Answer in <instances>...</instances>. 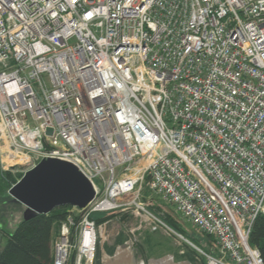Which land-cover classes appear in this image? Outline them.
<instances>
[{"label": "built area", "instance_id": "built-area-1", "mask_svg": "<svg viewBox=\"0 0 264 264\" xmlns=\"http://www.w3.org/2000/svg\"><path fill=\"white\" fill-rule=\"evenodd\" d=\"M1 143L92 185L53 264L93 263L96 213L186 241L200 264H264L249 243L264 215V0H0ZM144 185L213 246L172 229Z\"/></svg>", "mask_w": 264, "mask_h": 264}, {"label": "rangeland", "instance_id": "rangeland-1", "mask_svg": "<svg viewBox=\"0 0 264 264\" xmlns=\"http://www.w3.org/2000/svg\"><path fill=\"white\" fill-rule=\"evenodd\" d=\"M10 151L7 150L4 147V144H0V170L8 172L11 175L12 182H16L17 180L20 179V177L29 169V166L27 163H25V157L23 154H13L12 158L11 156L8 155ZM11 153V152H10ZM7 157V158H5ZM3 158H5V161H3ZM9 159H13V163H10L11 161ZM10 165V166H9ZM11 182V183H12ZM6 184L4 183V191L6 190V197L5 200L11 199L9 196L7 189H6ZM3 188V187H2ZM142 195H143V201L148 204V207L155 211L157 214L161 213L163 219L168 223V225L176 230L180 231L181 234H183L186 238L190 239V241L193 243H196L197 245L201 246L204 249H207V247H210L212 245V242L209 237H206L189 222L183 221L178 214L167 204H165L161 199L156 197L153 193H151L148 188L144 185L143 190H142ZM0 199V204L2 203ZM12 208V207H10ZM71 209H68V211ZM75 214V213H74ZM102 216L103 214L101 213H96L94 214L95 217L97 216ZM121 214L117 213H112L110 215H107L106 218H112L118 217L120 219ZM116 219L112 220L110 224V229L111 231L108 234H114V232H118L119 234H124L125 236L122 237V243L128 244V247H131L132 253L133 254H128V263L127 264H138L140 262H143L144 264H151L152 261H148V258L144 254H148V251H152V255L155 259H157V256H160L162 254H157L162 252L163 255L165 253H169L171 251H181L183 255L179 256L178 258L175 259L176 261H181L186 262L185 264H200L199 262L194 259V252L192 251L193 249L186 244V241H182L172 235L166 234L164 232L158 231L157 233V240H153L151 242L150 239H147L146 235L143 233L142 236H138L137 233L132 235L130 233L131 228H135L138 224L137 219L135 217H132L131 215L123 214L122 216V221H115ZM140 224V223H139ZM176 225V226H175ZM3 230H7V228L2 227ZM58 230L59 226L51 229V241H52V251L54 244L57 240L58 236ZM108 231V230H107ZM113 232V233H112ZM148 232V231H145ZM3 233V232H2ZM147 234V233H146ZM105 236H103V239ZM111 238V237H109ZM100 241L102 239H99ZM103 241V240H102ZM193 243V244H194ZM5 245V236L1 237V248ZM99 245V242H98ZM98 245L96 248V253L98 249ZM127 247V246H126ZM147 247H150L149 250L146 249ZM96 253L94 254V259L93 263L95 260Z\"/></svg>", "mask_w": 264, "mask_h": 264}, {"label": "water", "instance_id": "water-1", "mask_svg": "<svg viewBox=\"0 0 264 264\" xmlns=\"http://www.w3.org/2000/svg\"><path fill=\"white\" fill-rule=\"evenodd\" d=\"M51 130H47L50 134ZM10 202L25 207L23 220L48 214L55 208L86 207L94 198L88 179L67 161L55 158L40 160L8 189ZM1 250V235H0Z\"/></svg>", "mask_w": 264, "mask_h": 264}, {"label": "trees", "instance_id": "trees-1", "mask_svg": "<svg viewBox=\"0 0 264 264\" xmlns=\"http://www.w3.org/2000/svg\"><path fill=\"white\" fill-rule=\"evenodd\" d=\"M11 182V175L0 170V197H6L7 194L6 190L4 191V183H7V191L16 183ZM9 204H11V207L21 205L12 202ZM72 208L71 206H62L55 208L48 214H39L28 220L22 219L11 232L6 229L3 230L0 226L3 236H5V245L0 250V264H53L51 229L60 226L70 211L68 209ZM106 219V217L96 219V222L100 224ZM210 240L212 242L211 246H213V240L211 238ZM249 243L258 248L264 261V215H259L256 218L249 237ZM192 251L195 254V259L196 252ZM94 263L99 264V254H96ZM69 264H72V262Z\"/></svg>", "mask_w": 264, "mask_h": 264}, {"label": "crops", "instance_id": "crops-1", "mask_svg": "<svg viewBox=\"0 0 264 264\" xmlns=\"http://www.w3.org/2000/svg\"><path fill=\"white\" fill-rule=\"evenodd\" d=\"M0 199H4V200H1L2 203L0 204V226L7 228V231L11 232L22 221L23 212L25 210V207H23L22 205H15L12 208H10L11 207L10 206L11 204H9L10 199L8 201L5 200L4 197H0ZM127 215L130 216V214H127ZM122 216L123 214L120 216L121 217L120 219H118V217H114V219H116L115 221L116 222L122 221L121 220ZM93 217L95 219H100V218H103L104 215L102 216L100 215L97 217L93 216ZM112 218H107L104 222L98 224L101 226V229H100L101 238L100 239L103 240V241L99 240V245H98V249L96 253V254H99V264H127L128 263L127 255L133 254V253H132L131 247H128L127 242L122 243V237L125 236L124 234H119L118 232H114V234H108L111 232L109 231L110 229L109 223H111L112 220H114ZM137 222H138L137 226L135 228L130 229V233L132 235L137 233L138 236H142V234L144 233L147 239H150L151 242L153 240H157L156 235L158 232H151L149 227L145 224L140 225L138 219H137ZM145 231H148V232H145ZM103 236H105L104 239H103ZM149 248L150 247H147L146 249L149 250ZM158 252L156 255L158 254H162V255L157 256V259L153 257L152 251H148V254H144V255L148 258V261H160V260H165V258L170 257L171 262H172L171 264H185L186 263V262L182 263L181 261H179V259L178 261H176V263L174 262L176 258L183 255L181 251L174 252L170 250L169 253H165L164 255L162 252L160 253Z\"/></svg>", "mask_w": 264, "mask_h": 264}, {"label": "bare ground", "instance_id": "bare-ground-1", "mask_svg": "<svg viewBox=\"0 0 264 264\" xmlns=\"http://www.w3.org/2000/svg\"><path fill=\"white\" fill-rule=\"evenodd\" d=\"M7 158V157H5ZM5 158H3V161H5ZM128 256V255H127ZM129 260V259H128ZM171 258L168 257V258H165V260H160V261H152L151 264H171ZM138 264H144L143 262H140Z\"/></svg>", "mask_w": 264, "mask_h": 264}, {"label": "flooded vegetation", "instance_id": "flooded-vegetation-1", "mask_svg": "<svg viewBox=\"0 0 264 264\" xmlns=\"http://www.w3.org/2000/svg\"><path fill=\"white\" fill-rule=\"evenodd\" d=\"M0 235L2 236V231L0 230Z\"/></svg>", "mask_w": 264, "mask_h": 264}]
</instances>
